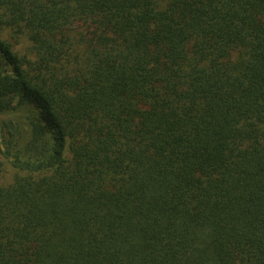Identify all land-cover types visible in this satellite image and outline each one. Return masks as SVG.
Segmentation results:
<instances>
[{"label": "trees", "instance_id": "trees-1", "mask_svg": "<svg viewBox=\"0 0 264 264\" xmlns=\"http://www.w3.org/2000/svg\"><path fill=\"white\" fill-rule=\"evenodd\" d=\"M0 264H264V0H0Z\"/></svg>", "mask_w": 264, "mask_h": 264}, {"label": "rangeland", "instance_id": "rangeland-1", "mask_svg": "<svg viewBox=\"0 0 264 264\" xmlns=\"http://www.w3.org/2000/svg\"><path fill=\"white\" fill-rule=\"evenodd\" d=\"M15 172L11 170L8 166L4 165L3 170L0 171V179L4 182H10L13 178Z\"/></svg>", "mask_w": 264, "mask_h": 264}]
</instances>
